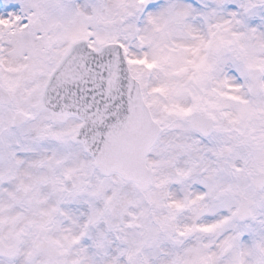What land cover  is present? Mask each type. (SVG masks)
I'll return each mask as SVG.
<instances>
[{"label":"snow or ice","instance_id":"6c2138e0","mask_svg":"<svg viewBox=\"0 0 264 264\" xmlns=\"http://www.w3.org/2000/svg\"><path fill=\"white\" fill-rule=\"evenodd\" d=\"M0 264H264V0H0Z\"/></svg>","mask_w":264,"mask_h":264}]
</instances>
